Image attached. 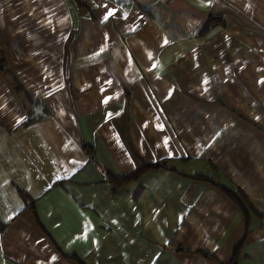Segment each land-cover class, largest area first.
I'll return each instance as SVG.
<instances>
[{"label":"crops","instance_id":"crops-1","mask_svg":"<svg viewBox=\"0 0 264 264\" xmlns=\"http://www.w3.org/2000/svg\"><path fill=\"white\" fill-rule=\"evenodd\" d=\"M236 252L264 264V0H0V264Z\"/></svg>","mask_w":264,"mask_h":264},{"label":"trees","instance_id":"trees-1","mask_svg":"<svg viewBox=\"0 0 264 264\" xmlns=\"http://www.w3.org/2000/svg\"><path fill=\"white\" fill-rule=\"evenodd\" d=\"M218 23H221L222 20H217ZM222 24V23H221ZM209 24L207 23V25L205 26L204 28V31H206L208 28H209ZM167 165L166 163H156V164H145L143 165L142 168H139V170L123 177L122 179H114V178H111L109 177V181H111L112 183L116 184V185H124V184H127L128 182H131V181H137L139 180L144 174H146L147 172H150V171H155V170H159V169H167L166 168ZM170 170V169H169ZM227 193V195L233 199L236 204H238L243 210H245V204L243 202V199L240 197V195L238 193H234L232 191H224ZM21 195L24 196L23 192H21ZM237 252H238V249H237ZM237 252L236 254L234 255L235 258L233 260V263L235 264L236 263V255H237ZM207 258H210V259H213V257H210V256H206Z\"/></svg>","mask_w":264,"mask_h":264},{"label":"snow or ice","instance_id":"snow-or-ice-1","mask_svg":"<svg viewBox=\"0 0 264 264\" xmlns=\"http://www.w3.org/2000/svg\"><path fill=\"white\" fill-rule=\"evenodd\" d=\"M109 15H111V13H109Z\"/></svg>","mask_w":264,"mask_h":264}]
</instances>
